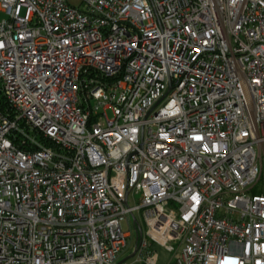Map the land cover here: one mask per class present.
Segmentation results:
<instances>
[{
  "label": "built area",
  "instance_id": "2783aa9c",
  "mask_svg": "<svg viewBox=\"0 0 264 264\" xmlns=\"http://www.w3.org/2000/svg\"><path fill=\"white\" fill-rule=\"evenodd\" d=\"M0 13V264H264V0Z\"/></svg>",
  "mask_w": 264,
  "mask_h": 264
},
{
  "label": "rangeland",
  "instance_id": "374dc122",
  "mask_svg": "<svg viewBox=\"0 0 264 264\" xmlns=\"http://www.w3.org/2000/svg\"><path fill=\"white\" fill-rule=\"evenodd\" d=\"M72 4L76 5L78 0H69ZM2 19H6V15L0 13V20ZM108 116H110V112H108ZM255 191L258 192V193H262L264 194V166H263V169H262V173H261V176H260V179L258 181V183L256 184V188H255ZM140 198V195H135V200H136V203L134 202V200L130 199V202L129 204L130 205H135V204H138V199ZM135 217L140 221V218H139V215L137 213H135ZM121 227H122V230L125 231V232H128L130 237L128 239V243L132 244L133 240H134V237H135V232H134V227H133V223H132V220L131 218L127 217L125 218L124 221H122L121 223ZM143 229L145 230V228L143 227ZM130 248V247H129ZM128 252H132V249L131 251L129 250ZM128 252H123L120 256H119V259L118 261H120L121 259L125 258L126 256H128L130 253ZM132 260V259H131ZM128 262V261H127Z\"/></svg>",
  "mask_w": 264,
  "mask_h": 264
},
{
  "label": "crops",
  "instance_id": "0c3cea01",
  "mask_svg": "<svg viewBox=\"0 0 264 264\" xmlns=\"http://www.w3.org/2000/svg\"><path fill=\"white\" fill-rule=\"evenodd\" d=\"M135 242L136 241H135V237H134V240H133L131 246L128 243V246L124 252H128L129 250L131 251V249L133 250ZM150 249L153 252V254L156 255L155 259L153 261V264H168L169 259H170V254L164 248H162L158 244L150 242ZM128 253H131V252H128ZM141 257H142L141 254L140 255L137 254V256L135 258H133L132 260H129L125 264H145Z\"/></svg>",
  "mask_w": 264,
  "mask_h": 264
},
{
  "label": "water",
  "instance_id": "95a60500",
  "mask_svg": "<svg viewBox=\"0 0 264 264\" xmlns=\"http://www.w3.org/2000/svg\"><path fill=\"white\" fill-rule=\"evenodd\" d=\"M131 220H132L134 227H135L134 232H135V241L136 242H135V245H134L132 252L128 256H126L125 258L118 261L117 264H125L127 261L135 258L138 254V251H139L140 243H141V240L143 238L142 227L134 215H131Z\"/></svg>",
  "mask_w": 264,
  "mask_h": 264
},
{
  "label": "trees",
  "instance_id": "16d2710c",
  "mask_svg": "<svg viewBox=\"0 0 264 264\" xmlns=\"http://www.w3.org/2000/svg\"><path fill=\"white\" fill-rule=\"evenodd\" d=\"M253 193H256V191H255V190H253Z\"/></svg>",
  "mask_w": 264,
  "mask_h": 264
}]
</instances>
